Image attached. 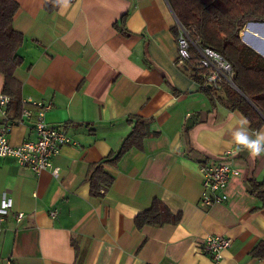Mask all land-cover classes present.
Masks as SVG:
<instances>
[{"label":"crops","instance_id":"1","mask_svg":"<svg viewBox=\"0 0 264 264\" xmlns=\"http://www.w3.org/2000/svg\"><path fill=\"white\" fill-rule=\"evenodd\" d=\"M15 1L21 99L49 105L46 123L70 143L51 160L57 176L0 158V203L12 204L0 230V264H264L251 255L264 243V207L248 185L264 181V155L253 159L241 149L227 200L203 203L199 166L238 146L229 125L243 116L223 105L221 90L202 92L177 64L167 0H69L66 8L54 0L49 10L53 0ZM240 36L264 57V23H247ZM3 84L0 74V94ZM134 116L147 122V137L103 165L113 182L91 197L89 168L120 150ZM7 124L11 145L34 139L20 113L0 110V128ZM154 202L170 221L137 228L135 217ZM209 235L231 241L218 263L202 250Z\"/></svg>","mask_w":264,"mask_h":264},{"label":"trees","instance_id":"2","mask_svg":"<svg viewBox=\"0 0 264 264\" xmlns=\"http://www.w3.org/2000/svg\"><path fill=\"white\" fill-rule=\"evenodd\" d=\"M45 5L49 10L54 3ZM172 13L182 27L191 32L194 40L212 49L226 60L233 71L236 89L223 86V105L238 111L247 118L255 130L264 125V57L244 44L240 33L247 23H264V0H167ZM18 10L15 0H0V74L4 78L2 94L10 98L5 113L21 114V85L14 77L21 65L17 50L23 42L22 36L13 29V18ZM177 37V29L173 28ZM187 68V67H185ZM191 77L202 86V77L192 73ZM209 89L202 87L208 94ZM132 128L124 139L120 150L111 154L101 164H93L87 173L90 196L100 197V190H107L113 177L103 169V165H115L123 154L132 147L140 148L147 137V122L131 117ZM249 194L264 207V181L249 180ZM163 217H170L166 207L154 202L145 212L134 219L135 226H161ZM170 221V220H169ZM178 222V217L172 219ZM253 257L264 258V243L258 244L251 252Z\"/></svg>","mask_w":264,"mask_h":264},{"label":"built area","instance_id":"3","mask_svg":"<svg viewBox=\"0 0 264 264\" xmlns=\"http://www.w3.org/2000/svg\"><path fill=\"white\" fill-rule=\"evenodd\" d=\"M175 27L177 29V64L187 67L191 73L200 75L204 88L219 91L227 85L236 89L230 64L212 49L194 40L191 32L182 27L176 18ZM9 101L10 98L7 95L0 94V110L3 113H5ZM49 108V105L40 101L30 98L21 99V118L32 122L34 139L13 146L7 138L11 125H4L0 128V158L14 159L21 167L28 168L34 173L47 170L57 176L58 169L53 168L51 160L59 153L62 146L70 143V139L62 131L46 123L45 114ZM240 150L239 146L228 149L218 157L199 166L203 190L201 199L205 205L211 206L227 200L224 192L226 185L231 177L239 176V171L234 167L233 160ZM11 206V201L5 198L1 200L0 230ZM51 216L54 217L55 213L52 212ZM22 217L23 213L16 214L17 221H20ZM230 245L231 241L228 238L209 235L202 242V250L215 263H218L222 258L223 251ZM7 264L12 263L8 261Z\"/></svg>","mask_w":264,"mask_h":264},{"label":"clouds","instance_id":"4","mask_svg":"<svg viewBox=\"0 0 264 264\" xmlns=\"http://www.w3.org/2000/svg\"><path fill=\"white\" fill-rule=\"evenodd\" d=\"M56 2L65 8L69 5V0H56ZM248 125L247 118L241 117L236 125H229V130L232 141L254 159L264 155V130L250 133Z\"/></svg>","mask_w":264,"mask_h":264},{"label":"water","instance_id":"5","mask_svg":"<svg viewBox=\"0 0 264 264\" xmlns=\"http://www.w3.org/2000/svg\"><path fill=\"white\" fill-rule=\"evenodd\" d=\"M237 90V89H236Z\"/></svg>","mask_w":264,"mask_h":264}]
</instances>
